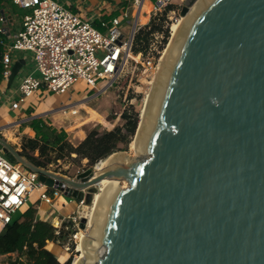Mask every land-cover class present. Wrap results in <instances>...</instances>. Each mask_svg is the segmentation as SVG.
Here are the masks:
<instances>
[{"label":"water","instance_id":"1","mask_svg":"<svg viewBox=\"0 0 264 264\" xmlns=\"http://www.w3.org/2000/svg\"><path fill=\"white\" fill-rule=\"evenodd\" d=\"M199 2H184L191 18L138 124L146 159L115 153L72 178L37 166L0 131L9 160L87 207L104 180L127 183L101 192L85 243L98 251L93 264H264V0Z\"/></svg>","mask_w":264,"mask_h":264},{"label":"built area","instance_id":"2","mask_svg":"<svg viewBox=\"0 0 264 264\" xmlns=\"http://www.w3.org/2000/svg\"><path fill=\"white\" fill-rule=\"evenodd\" d=\"M185 1L152 0L151 3L150 0H131L137 10L134 25L130 23L127 9L122 17L103 22L106 31L102 32L85 15L68 9L57 0H12V4L25 14L20 29L11 34L14 16L0 10V32L10 40L4 43L3 76L8 79L13 55L19 52L33 56L39 74V77L28 75L22 80L12 109H18L42 91L63 95L79 84L97 91V96L103 95L129 74H139L142 81L152 86L171 42L173 26L170 30L164 26L168 37L164 33H151L149 46L136 52L140 32L152 30L151 24L141 26V16H145L146 8L151 7L153 21L157 23L169 6L179 4L177 10L173 9L168 14L176 17L179 13L181 17ZM167 18L173 19L169 15ZM165 23L167 25L168 21ZM97 166L99 164L93 168ZM34 191L40 193V200L47 205H53L55 199L63 197L70 198V203L73 201L66 190L46 187L37 174L12 162L0 150V233L22 211L28 203V196ZM80 205L84 203L80 202ZM81 219L79 217V221Z\"/></svg>","mask_w":264,"mask_h":264},{"label":"trees","instance_id":"3","mask_svg":"<svg viewBox=\"0 0 264 264\" xmlns=\"http://www.w3.org/2000/svg\"><path fill=\"white\" fill-rule=\"evenodd\" d=\"M173 9V6L168 7L165 15ZM165 18L162 17L158 24L152 21L150 32L147 29L140 32L137 37L136 52L149 46L151 33H164L166 37L169 36L168 30L163 29L162 25ZM4 41L6 37L0 32V82L4 79L2 65ZM122 119L126 123L125 126L105 133L96 129L91 130L78 146L68 141V134L65 131L58 132L48 127L44 121L35 120L32 128L36 132V138L25 139L22 154L42 168H48L51 164H58L62 160H75L73 155L88 160L89 166L94 167L109 156L127 150L131 144L139 123L138 115H128L126 110ZM35 151L39 152L38 157L32 154ZM62 174L66 175V173ZM67 227L68 225L64 224L58 230L50 223L37 220L36 210L30 208L0 233V257L16 255V259L10 264H72L71 258L66 260L67 262H60L47 249L48 242L59 241Z\"/></svg>","mask_w":264,"mask_h":264},{"label":"rangeland","instance_id":"4","mask_svg":"<svg viewBox=\"0 0 264 264\" xmlns=\"http://www.w3.org/2000/svg\"><path fill=\"white\" fill-rule=\"evenodd\" d=\"M179 3V2H178ZM176 6H173L174 9H178L177 4H173ZM170 7V6H169ZM17 9H20L19 7ZM22 10V9H20ZM151 7L146 8V16H149L151 18L150 24L153 23V16L151 14ZM168 14V13H167ZM163 14V17H166L165 20L168 21V24L166 25L165 21H163V29L164 26H168L169 30L170 27H172L175 23L178 24L183 18L179 16V13H176V17H173L172 15L168 14L169 17L173 18L172 20H168V15ZM134 16V14H133ZM120 18V17H118ZM157 24L160 23V21H156ZM172 37V36H171ZM169 46V45H168ZM168 48V47H167ZM132 73V72H131ZM36 76L39 77V74ZM78 85L73 87V92L76 93V87ZM152 86L149 85L146 81H142L141 77H139V74H135L134 76L132 74H129L128 76L121 79L111 90H109L107 93L103 95H99L96 99L92 98L89 99L90 102L85 103L81 106V109H78V107L75 109V107L72 109L75 110L78 114H80V117L76 116H66V114L61 113L52 116L51 119L53 121H58L56 124L61 125L63 121L67 124V126L62 127L59 126V130H65L67 134H69V138L71 139L72 145L78 146L80 143L73 144L72 140L75 143L74 137L76 138L78 135L77 133H81L83 135L84 133H89L91 130H98L101 133L109 132L114 130L117 127H123L125 126V121L122 119L123 114L125 111H128V115H138V120L140 122L141 120V113L144 108V103L146 100V96L151 93ZM89 93V92H88ZM91 93V92H90ZM89 97H92L94 94H90ZM55 95L52 92H48L45 94L47 97H51ZM71 100L70 96H63L59 100V107H63L66 105V102ZM61 105V106H60ZM58 107V108H59ZM68 110V109H67ZM66 110V111H67ZM98 113H94V112ZM105 114V115H104ZM61 116V119H60ZM59 117V119H58ZM67 117V118H66ZM56 118V119H55ZM79 118V119H78ZM139 124V123H138ZM87 136V135H86ZM135 136L132 138L131 144L134 142ZM131 144L125 151L120 152H126L129 157H134L140 160H144L147 158L144 154H139V152H135L131 149ZM119 153V152H117ZM33 155L39 156V152L35 151L32 152ZM75 160H62L59 161L58 164H51L48 166V169L57 172V173H66V176L75 178L79 173L85 171L88 168H91L88 164V160H82L79 159L76 156H74ZM103 161V160H102ZM101 161L98 163L100 165ZM125 183V182H124ZM124 183L122 182L121 185L124 187ZM127 187V183L125 185ZM71 199L68 197L58 198L55 199L53 202L52 209L46 210L47 211V217L45 222L50 223L55 227L56 229L60 230L64 224L68 225L67 228H65V233L60 238L59 241H57L55 244L59 247H56L51 245L50 250L53 251L56 257H58L62 262L67 261L71 258L72 263L74 260L78 258L80 255L77 251L78 246V239L80 232H85L86 230L80 229L81 221H79V217L87 218V215L89 214V209H87L85 205H80V203L76 202V200L73 199V201L70 203ZM44 202L40 200V193L37 191H34L32 194L28 196V203L23 207L21 212H18L14 219H17L21 216L22 213H25L28 209L34 208L36 210V219L39 218V215H43V207L42 205ZM46 205V204H45ZM89 208V207H88ZM42 210V212H41ZM42 213V214H40ZM54 215V219L53 216ZM56 216V217H55ZM73 218H76V221H74ZM82 220V219H81ZM56 249V250H55ZM62 251L65 254V257H61ZM16 255L12 256H2L0 257V264H10L16 259ZM66 261V262H67ZM65 262V263H66Z\"/></svg>","mask_w":264,"mask_h":264},{"label":"crops","instance_id":"5","mask_svg":"<svg viewBox=\"0 0 264 264\" xmlns=\"http://www.w3.org/2000/svg\"><path fill=\"white\" fill-rule=\"evenodd\" d=\"M62 5L67 7L68 9L73 10L74 12H79L85 15L87 18L93 21L94 26L102 32L106 31V27L102 26V23H109L113 18L122 17L123 13L129 9L130 12V23L134 25L135 17L137 10L132 6V2H128L129 0H57ZM152 3V0H150ZM18 7L12 4L11 0H5L0 3V10L4 11L7 15L14 16L13 24L10 26L11 34L15 33L18 29H20L22 24V18L25 14L23 10L17 9ZM134 14V16H133ZM143 19H140L141 26H146L150 24L151 18L149 16H141ZM130 26V24H129ZM132 27V26H131ZM6 37V36H5ZM10 40L6 37V41L4 43H9ZM23 60L25 64L22 66V69L19 71V74L14 79V81L10 84L7 78H4L0 82V131L4 135V138L13 145L18 151H22V147L25 139H35L36 132L32 128V124L35 120H42L48 125V127H52L58 132L65 131L59 130V126L65 128L67 124L63 121L60 123L61 125H57L58 121H53L51 119L52 116L61 113L66 114V116H79L75 110L81 109V106L87 102H90L89 99H96L98 96V92L93 89H88L84 85L79 84L76 87V93L73 90L70 93H66L63 95H53L51 97L45 96L48 92L42 91L37 94L35 97L31 98L27 103L22 104L18 109H12V103L18 99V91L19 86L22 80L28 75H33L36 77L38 74L36 72V63L34 58L29 53L19 52L13 55V65L17 61ZM94 94L92 97H89V93ZM63 96H70L71 100L66 102V105L63 107H59V100ZM61 106V105H60ZM59 107V108H58ZM68 109V110H67ZM67 110V111H66ZM94 113H98L97 111ZM105 115V114H104ZM67 118V117H66ZM56 119V118H55ZM59 119V117H58ZM61 119V116H60ZM79 119V118H78ZM69 131V130H68ZM66 132V131H65ZM9 133V134H8ZM7 135V136H6ZM77 137L73 138V144L80 143L84 140L87 133L81 135V133H77ZM71 138V137H70ZM68 134V141L71 142ZM72 144V143H71ZM76 155H73V158ZM72 204V203H71ZM53 205H42L43 207V215L37 218V220L45 221L47 217V211L52 209ZM41 210V212H42ZM42 214V213H40ZM54 219V215L52 216ZM56 217V216H55ZM51 245L57 246L53 242H48L47 249L50 250ZM57 249V248H56ZM55 249V250H56ZM58 250V249H57ZM51 251V250H50ZM55 254L53 251H51ZM59 260V258L57 257ZM60 261V260H59ZM63 264V263H62Z\"/></svg>","mask_w":264,"mask_h":264},{"label":"bare ground","instance_id":"6","mask_svg":"<svg viewBox=\"0 0 264 264\" xmlns=\"http://www.w3.org/2000/svg\"><path fill=\"white\" fill-rule=\"evenodd\" d=\"M209 0H200L199 2V8L201 7V4L205 5ZM191 18V15L187 17H184L178 24H174L173 28H172V39L171 42L167 48V50L165 51L164 55H163V59L161 62V66L159 68V72L157 73L155 79L152 82V90L151 93L148 94L146 96V100L144 103V108L143 111L141 113V120H140V128L139 129H143L146 126V121L148 120V116H149V106L150 103L152 102V97H153V92L155 91L160 76L164 71L165 68V64L167 63V61L169 60V58L172 57V55L174 56V54L176 53V47H174L176 44V40L183 28V26L185 25V23H189V19ZM143 18L141 17V20ZM146 123V124H145ZM9 134V133H8ZM7 136V135H6ZM8 140V139H7ZM140 148H143V145L141 143H139V141L134 140V142L131 144V149L135 152H139V154L142 152L140 150ZM111 163V156H109L107 159L101 161L100 165L98 166V171L103 170L105 167H107L109 164ZM124 183V182H123ZM126 182L124 183V187L121 185V183L117 182V181H111V180H104L101 185H100V190L99 193L95 196L94 199V203L91 207H86L87 209H89V214L87 215V219H88V225H87V230L86 233L85 232H80L79 234V239H78V246H77V251L80 254L78 256V258L76 260H74V262L72 264H78L79 261H81V259L86 258L88 260V264H93L95 258H96V254L98 251L92 250L89 251L85 245V243L87 242V240L91 239V235H92V230L93 227L95 225V221H96V215H97V209L100 205V197H101V192L107 191L108 188H126L125 187ZM91 248V246H89ZM102 253H103V249H102ZM61 257H65L64 252L62 251V253L60 254ZM60 260V259H59ZM67 260V259H66ZM60 262H62L60 260Z\"/></svg>","mask_w":264,"mask_h":264}]
</instances>
